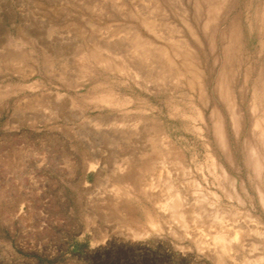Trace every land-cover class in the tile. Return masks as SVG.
<instances>
[{"label": "rangeland", "instance_id": "rangeland-1", "mask_svg": "<svg viewBox=\"0 0 264 264\" xmlns=\"http://www.w3.org/2000/svg\"><path fill=\"white\" fill-rule=\"evenodd\" d=\"M0 264H264V0H0Z\"/></svg>", "mask_w": 264, "mask_h": 264}, {"label": "crops", "instance_id": "crops-1", "mask_svg": "<svg viewBox=\"0 0 264 264\" xmlns=\"http://www.w3.org/2000/svg\"><path fill=\"white\" fill-rule=\"evenodd\" d=\"M6 162H7V165H6L7 169L2 172L7 177V181L5 185L7 186L6 187L7 190H9L6 198H7V201L12 203V205L16 206L18 209L22 205V200H23L22 196L18 193L19 183H20L19 179L24 177L26 172L28 171L32 172L34 171V169L33 168L26 169L28 165L26 166L25 161L17 157L9 156Z\"/></svg>", "mask_w": 264, "mask_h": 264}, {"label": "bare ground", "instance_id": "bare-ground-1", "mask_svg": "<svg viewBox=\"0 0 264 264\" xmlns=\"http://www.w3.org/2000/svg\"><path fill=\"white\" fill-rule=\"evenodd\" d=\"M33 34V33H32ZM139 36V35H138ZM140 37V36H139ZM134 40H136L137 41V39H134ZM139 43H141L140 41H138ZM143 43V42H142ZM144 44H146V43H144ZM140 45V44H139ZM138 46V45H137ZM143 46V45H142ZM141 46V47H142ZM146 48V47H145ZM138 49H139V47H138ZM144 49V48H143ZM142 49V50H143ZM146 51V50H145ZM144 50H143V52H145ZM99 52V51H98ZM146 53V52H145ZM143 55H145V54H143ZM146 56H148L147 55V53H146ZM168 67V66H167ZM166 70V69H165ZM170 70V69H169ZM168 72V71H167ZM169 73V72H168ZM160 143V142H159ZM161 144V143H160ZM171 144V143H170ZM174 147V146H173ZM176 153V152H175ZM226 234V233H225ZM218 236H220V235H218ZM218 236H216V237H218ZM222 238H223V241H222ZM222 238H217L219 241H220V243H222L223 245H222V247H223V250H227L228 249V245L226 244V242H224V236H222ZM229 250V249H228ZM258 262V261H257Z\"/></svg>", "mask_w": 264, "mask_h": 264}]
</instances>
